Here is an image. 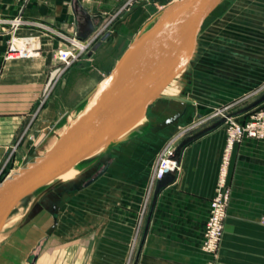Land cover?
<instances>
[{"label": "crops", "instance_id": "crops-1", "mask_svg": "<svg viewBox=\"0 0 264 264\" xmlns=\"http://www.w3.org/2000/svg\"><path fill=\"white\" fill-rule=\"evenodd\" d=\"M129 1L0 0V164L7 157H12V162L17 150L26 154L27 145L34 146L38 136L55 129L64 119L57 93L39 108L45 85L58 65L55 51L65 44L64 38L89 40L107 19L106 14L117 12ZM133 1L139 4L144 0ZM154 2L147 0L125 15L102 41L118 37L119 27L136 24ZM16 18L23 24L12 29ZM26 38L38 42V50L30 57L7 60L10 45ZM103 48L89 61L72 66L57 85L63 87L67 80L73 85L87 81L91 87L97 86L109 72L101 69L100 61L112 59ZM170 89L171 82L161 97ZM171 107L175 103L155 106L151 124H167L156 135L121 142L119 162L108 166L102 182L91 183L89 194L71 193L53 202L56 230L10 232L0 246V255L8 254V264H264V140L245 139L235 147L224 232L216 255L210 256L201 244L225 131L223 127L196 130L187 109L171 120ZM236 119L239 123L246 120L243 115ZM174 138L179 163L176 172L152 189L148 180L153 166L146 177L138 178V168L135 175L130 174L131 156L149 151L157 157L160 148ZM133 186L134 195L129 190ZM100 187L103 194L98 193ZM51 197L45 196L41 205L46 208L44 203L51 204ZM98 251L104 252L103 257H98Z\"/></svg>", "mask_w": 264, "mask_h": 264}, {"label": "rangeland", "instance_id": "rangeland-1", "mask_svg": "<svg viewBox=\"0 0 264 264\" xmlns=\"http://www.w3.org/2000/svg\"><path fill=\"white\" fill-rule=\"evenodd\" d=\"M174 1L176 0H155L153 5L147 7L136 24L130 28L119 27L116 31L119 36L115 39L110 38L108 43L102 40L106 35L112 34L116 27L113 32L105 31L78 63L89 61L98 49L104 47L103 49L109 50L112 59L105 57L103 61H100V65L101 69L105 68V72H110L128 45L138 35L148 30L162 10ZM20 44L22 45V42ZM100 65L96 69H100ZM65 74L53 84L49 95L50 97L57 93L62 100L64 119L55 129L52 128L38 136L34 146L27 145L26 154L20 153H24L22 150H17L18 153L12 162V157L10 159L7 157L0 164L1 169L4 167L0 183L17 174L29 163L25 155L37 159L50 149L63 128L72 122L93 96L97 86L91 87L87 81L73 85L66 80L64 86L59 87L57 83L65 79ZM165 93L149 108L139 134L131 138L139 141L147 134L156 135L162 127L167 125L151 124L150 119L157 104L171 102L173 105L175 103V107H171V120L182 116L184 109L188 110L196 123L214 115L198 126L196 130L200 131H208L214 127H223L225 131L226 119L233 118L237 121L236 118L240 115L247 118L251 111L258 108L254 105L264 101V0H222L210 18L197 31L191 45L187 68L184 66L179 71L171 81V89ZM75 103L79 105L74 107ZM224 109L225 111H222ZM120 147L121 142L116 143L102 155L80 162L72 168L78 169L76 176L69 180L53 181L22 200L3 224L0 239L3 234L6 236L0 241V246L7 241L9 233L13 230H56L53 202L58 197L70 196L71 193L89 194L92 186L90 182L95 180L92 183L95 184L103 180L104 173L99 174L105 165L119 162ZM139 147L138 151L141 149ZM155 158L157 157L149 151L145 155L134 154L131 156L133 171L130 174L135 175L138 168V178L140 175L141 178L146 177L156 163ZM99 189L98 193L103 194L104 188ZM129 190L134 195L136 188L133 186ZM47 195L52 196V202L44 203L46 209L41 205V200ZM148 196L147 194L145 202L148 201ZM103 254V251L97 252L98 257H103ZM4 255H0V264H8L6 258L8 254ZM114 258L115 256L113 260Z\"/></svg>", "mask_w": 264, "mask_h": 264}, {"label": "water", "instance_id": "water-1", "mask_svg": "<svg viewBox=\"0 0 264 264\" xmlns=\"http://www.w3.org/2000/svg\"><path fill=\"white\" fill-rule=\"evenodd\" d=\"M146 2L137 4L126 16ZM221 2L176 0L128 45L57 145L0 183V231L22 200L121 137L147 115L167 85L184 66L187 68L197 31ZM166 32L171 34L164 50L139 67L140 49ZM107 168L105 165L99 175Z\"/></svg>", "mask_w": 264, "mask_h": 264}, {"label": "built area", "instance_id": "built-area-1", "mask_svg": "<svg viewBox=\"0 0 264 264\" xmlns=\"http://www.w3.org/2000/svg\"><path fill=\"white\" fill-rule=\"evenodd\" d=\"M137 3L133 0L127 2L120 8L114 16L107 14V19L103 20L97 27L94 35L87 41H80L75 36L65 37V44L55 51V60L58 62L57 67L50 75L47 84L42 92V98L39 108L49 98L50 90L53 84L59 80L72 66L77 64L85 52L95 43V41L104 34L113 32L117 23L129 12ZM12 29L23 24L20 18L12 21ZM38 42L26 38L20 44H11L6 59L26 58L32 56L38 50ZM264 105V104H263ZM255 108L242 123H238L233 118L225 121V144L222 150L220 163L218 167L217 179L215 183L214 195L210 200L209 214L204 225L203 240L201 249L210 256H215L224 232L225 220L227 217V208L231 195V184L229 181L230 169L232 165L233 152L235 147L245 139L264 140V106ZM222 111H225L222 110ZM220 111V112H222ZM213 116L198 121L194 127L207 122ZM26 131L21 135L19 142L25 136ZM17 147V146H16ZM13 149V152L16 150ZM177 146L176 138L168 140L159 150L156 163L148 180V187L162 181L167 175L178 170V160L176 157ZM10 159V158H9ZM8 163V162H7ZM4 167L0 169V177L3 174ZM264 224V217L262 218Z\"/></svg>", "mask_w": 264, "mask_h": 264}, {"label": "bare ground", "instance_id": "bare-ground-1", "mask_svg": "<svg viewBox=\"0 0 264 264\" xmlns=\"http://www.w3.org/2000/svg\"><path fill=\"white\" fill-rule=\"evenodd\" d=\"M170 34H171L170 32L163 33L162 35H160L159 37H157L156 39H154L152 42H150L149 44H147L146 46H144L143 48L140 49V51L138 53V64H139V67L144 66L146 63H148L151 59H153L154 57H156L158 54H160L164 50V48L168 44V39L170 37ZM91 98L88 100V102L91 100ZM88 102H87V104H88ZM86 105H85V107H86ZM83 109L72 120L71 123H68V125L63 128L62 132L57 137V140L53 143V145L50 147V149H48L47 151L44 152V154L41 157L45 156L48 152H50L57 145V143L60 141V139L66 133V131L68 130V128L80 116V114L82 113ZM145 118H146V116L144 118H142L135 126H133L129 131H127L121 137L117 138L115 141H113L110 144H108L107 146L101 148L97 152L93 153L89 158H96V157L102 155L103 153H105L106 151L110 150V148L112 146H114L116 143H120L123 140L129 139L131 137H135L137 134H139L140 129L143 126V122L145 121ZM37 159L31 158V160L29 161V165L31 164V161L32 162H35V160H37ZM77 170L71 168L68 171H66L63 174H61L55 181H58V180H67L69 178H72L75 175H77Z\"/></svg>", "mask_w": 264, "mask_h": 264}]
</instances>
